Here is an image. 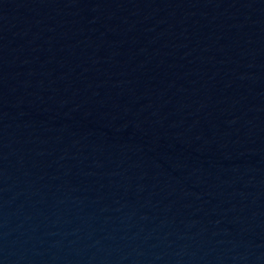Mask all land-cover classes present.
Listing matches in <instances>:
<instances>
[{
    "label": "water",
    "instance_id": "95a60500",
    "mask_svg": "<svg viewBox=\"0 0 264 264\" xmlns=\"http://www.w3.org/2000/svg\"><path fill=\"white\" fill-rule=\"evenodd\" d=\"M0 264H264V0H0Z\"/></svg>",
    "mask_w": 264,
    "mask_h": 264
}]
</instances>
